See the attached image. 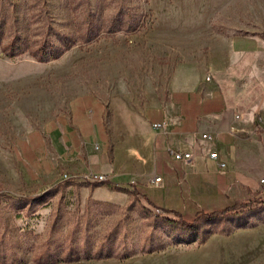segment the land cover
<instances>
[{"label": "rangeland", "instance_id": "obj_1", "mask_svg": "<svg viewBox=\"0 0 264 264\" xmlns=\"http://www.w3.org/2000/svg\"><path fill=\"white\" fill-rule=\"evenodd\" d=\"M246 35L264 38V0H0V255L26 264H264V115L261 128L240 129L244 183L218 200L191 194L187 204L166 189L155 201L149 176L38 177L18 149L92 95L105 105L109 154L124 158L144 111L176 89L213 86L218 48ZM18 36L31 51L44 41L60 47L63 37L73 46L47 63L30 52L10 59L3 48ZM149 200L187 218L215 205L253 206L192 231L168 225L177 217Z\"/></svg>", "mask_w": 264, "mask_h": 264}, {"label": "crops", "instance_id": "obj_2", "mask_svg": "<svg viewBox=\"0 0 264 264\" xmlns=\"http://www.w3.org/2000/svg\"><path fill=\"white\" fill-rule=\"evenodd\" d=\"M218 49L215 84L176 89L168 102L148 107L128 156L120 158L115 150L109 154L105 105L92 95L77 97L66 115L20 139V155L38 177L62 171L84 179L149 176L155 201L166 189L183 193L187 204L191 194L207 200L236 194L238 183H244L238 173L240 129L264 115V38L246 35L234 39L229 50ZM171 151L191 153L192 159L177 162ZM213 152L218 159L210 158ZM136 154L138 161L131 156ZM157 177L159 184L154 183ZM228 206L215 205L211 211Z\"/></svg>", "mask_w": 264, "mask_h": 264}, {"label": "trees", "instance_id": "obj_3", "mask_svg": "<svg viewBox=\"0 0 264 264\" xmlns=\"http://www.w3.org/2000/svg\"><path fill=\"white\" fill-rule=\"evenodd\" d=\"M126 29L130 30L129 27H127ZM85 40L86 43L90 42L89 38ZM60 41H61L60 47L53 44L52 42L44 41L41 43V45L38 48L31 51L27 49L28 47H26L23 38L18 36L14 38L10 44L5 46L3 48V51L6 54V56L10 59L17 58L26 52H30L32 57L37 61L42 63H47L59 59L73 46L72 41L67 37L61 38ZM27 201H29V199H21L17 201V203L24 204ZM261 203L264 205V201H261ZM149 206L152 209L161 211L164 214H174L177 217V220L167 221V224L171 225V227L197 231L203 224L207 222L225 219L228 218L230 215L241 214L237 212L242 209H247L249 207H252L253 203L252 202L235 203L221 210H215L212 212L201 211L196 213L195 216L192 218H187L186 216L182 215L180 212L175 210L160 208L151 201H149ZM142 210L148 218L154 216L153 212L150 209L143 207ZM51 260L52 257H49V259L41 257L37 259L36 264H53L52 262H54L56 259H53V261ZM0 262H2V264H26L24 259L21 260L20 258L15 256L9 258L8 256L4 257L3 255H0Z\"/></svg>", "mask_w": 264, "mask_h": 264}, {"label": "built area", "instance_id": "obj_4", "mask_svg": "<svg viewBox=\"0 0 264 264\" xmlns=\"http://www.w3.org/2000/svg\"><path fill=\"white\" fill-rule=\"evenodd\" d=\"M155 128H161V125H155ZM256 128H261V125L259 123H257V127ZM204 138H207V136H204ZM171 156L175 159V161L177 162H186L192 159V155L191 153H186V152H177V151H171ZM210 158L211 159H218V152H213L210 154ZM90 179L95 180L96 182H103V181H107L108 178L106 176L103 175H93L92 177H90ZM161 178L157 177L154 180L155 184H159L161 182ZM264 184V181H263Z\"/></svg>", "mask_w": 264, "mask_h": 264}, {"label": "bare ground", "instance_id": "obj_5", "mask_svg": "<svg viewBox=\"0 0 264 264\" xmlns=\"http://www.w3.org/2000/svg\"><path fill=\"white\" fill-rule=\"evenodd\" d=\"M95 181V180H94Z\"/></svg>", "mask_w": 264, "mask_h": 264}]
</instances>
